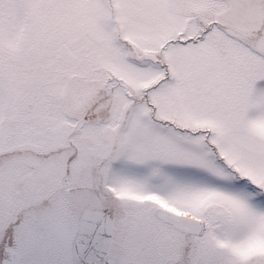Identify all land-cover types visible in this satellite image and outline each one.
Masks as SVG:
<instances>
[{
	"label": "snow or ice",
	"instance_id": "1",
	"mask_svg": "<svg viewBox=\"0 0 264 264\" xmlns=\"http://www.w3.org/2000/svg\"><path fill=\"white\" fill-rule=\"evenodd\" d=\"M0 264H264V0H0Z\"/></svg>",
	"mask_w": 264,
	"mask_h": 264
}]
</instances>
